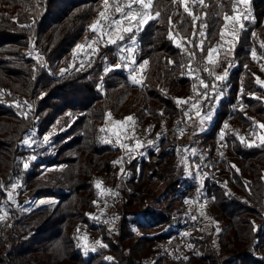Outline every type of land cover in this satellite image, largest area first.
I'll use <instances>...</instances> for the list:
<instances>
[{
  "label": "trees",
  "instance_id": "trees-1",
  "mask_svg": "<svg viewBox=\"0 0 264 264\" xmlns=\"http://www.w3.org/2000/svg\"><path fill=\"white\" fill-rule=\"evenodd\" d=\"M248 7L243 28L226 43L224 16L241 10L238 0H188L192 15L180 0H152L149 14L158 18L81 62L76 46L95 37L91 21L103 0H0V204L10 207L15 223L10 232L0 228V264H264V144L255 138L257 132L264 137L258 127L264 124V87L256 83L264 80V68L251 55L253 49L264 53V0H250ZM133 40L135 62L148 61L143 86L133 84L123 66L105 72ZM210 48L220 54L216 76L225 69L228 76L200 102L201 113L215 108V114L190 144L198 148L196 165L207 161L219 169L221 183L201 192L219 227L175 256L160 243L183 226L180 218L173 222L176 205L196 202L200 189L187 173L185 145L164 152L162 137L130 158L108 140L107 126L132 116L134 123L126 121L131 135L134 125L156 136L173 125L180 135L189 129L196 110L185 116L176 101L196 96L201 79L215 80L206 62ZM243 72V106L220 136ZM157 153L161 160H152ZM6 190L20 205L32 196L60 202L20 216ZM150 198L154 204H147Z\"/></svg>",
  "mask_w": 264,
  "mask_h": 264
},
{
  "label": "rangeland",
  "instance_id": "rangeland-1",
  "mask_svg": "<svg viewBox=\"0 0 264 264\" xmlns=\"http://www.w3.org/2000/svg\"><path fill=\"white\" fill-rule=\"evenodd\" d=\"M249 4H250V0H248L247 5L241 3V10L238 11L236 14L231 16V17H233L235 15H239L240 20L238 22H234V21L229 20L227 22V27H224V31H223L222 36H223V39L226 40L225 41L226 43H230L231 41L236 39L238 30L240 28V23H242V18H244L242 13L245 12V14L248 15V12L246 10L249 8L248 7ZM101 11H105V14L112 17V18H115V19L120 18L119 14L115 12V8L112 9L110 7V4H109L107 9H105V7L103 6ZM98 20L102 25H105V27L101 29V32L107 33L109 31H111V39H115V40H118L119 35H121V34L124 35L125 33H123L122 30L124 27H128V24L121 23V28L119 30H110L107 28L108 22L105 21L103 18H101L99 16V14L94 19H92L91 25L96 23ZM94 35H95V37L92 40H89V41H86L83 43L81 42L79 44V45H83L84 47L81 49H76V54H78L77 56L85 55L86 58H88L89 55L91 53H94L100 46H104V45L109 44L108 43V39H109L108 36L105 35L104 38L102 39L100 33H95ZM92 42H94V43H92ZM135 47H136V40H133L129 43H125L119 51V55H118L119 61L117 64H121L122 66L124 64H128L131 68L135 69V71L132 73H130V71H129L130 77H131V75L134 74L137 77V79L140 80L142 68L139 67V64H137L135 62V57H134ZM259 56L260 55L258 53H256V58H259ZM78 60L81 61L80 59H78ZM213 60L218 61V63L212 64L214 67L213 73L216 76V74H217L216 70H217L219 62H220L219 52L213 53ZM133 61L135 63H133ZM260 64H261V67L264 68V62H261ZM126 69H128V68H126ZM214 114H215V108H213L208 113H205V114L201 113V115H207L210 117L209 119H206L203 123L200 122L199 117L194 119L193 123H191L190 126H193V128L195 130V136L198 132H200L201 130L208 127L207 125L209 123H211V121L214 117ZM117 122H124V124L121 125V124H118ZM117 122L114 124H108V126H107L108 131L110 132V135H109L110 139L108 138V140L111 143H115L118 146L126 145L124 143V140H126V138L136 136L141 131L145 130L148 135L146 134L145 136L141 137L140 144H142L143 147L146 145L156 146L155 142H156V140H158V138H155V136H152L153 133L150 130H147V129H144L141 127H137L134 125L133 127H134L135 132L133 131L134 134L131 135V134L127 133L128 123H126V121H120L119 120ZM137 128L142 129V130H137ZM166 131H168V129ZM261 137H262L261 133L257 132L255 138L259 140ZM149 142H152V143H149ZM180 145H185V153L184 154H185L187 173H189L190 175L191 174L195 175L197 180L199 181L200 189H199V192L197 194V195H199L204 190H207L209 188V185L214 183V182H212V183L204 185V182L207 180L206 175L204 174V171H203L204 166L210 165V162L208 164L207 161H203L201 163L200 167L198 165H196L193 162L192 154H193V150H194L195 154L198 153V148L196 146L192 147L190 142H187L184 144H179V141H173V143H171V142H167V140H164V152L171 153V152L175 151L176 149L178 150V147ZM126 146L127 147H124V148L126 149V152L128 153V156L130 158H133V157L137 156L139 153H141L140 149L142 147H136V145H126ZM132 152H134V155L131 154ZM161 157H162V155L160 153H157L156 155H154L152 157V160L159 161V160H161ZM149 173H150V171H149ZM218 182L221 183L219 176H218ZM14 197L17 198L15 195H14ZM22 198H24V197H21V199ZM25 198H27L26 195H25ZM18 199L20 201V198H18ZM58 202H60V200L55 198V197H35V196L33 197L32 196L29 199L27 198V200L23 204H21V205L19 204V206L16 209L19 211V215L21 216L24 214H28L33 209L39 208V207H46L49 210H52ZM147 204H154L153 198L148 199ZM204 205H205L204 206L205 211H202L203 207L197 208L196 202H194L192 200H189L187 202H180L179 204L176 205L178 207H176L173 222L175 219L180 218V222L183 223V226L179 227L177 229V232L171 238H169L165 241H162L160 243V246H161V249L163 252H169L175 256L184 255L187 250H189L190 248H193V246H194L193 238L194 237L203 236L204 233L209 234L212 230H213V233L217 232L216 230L219 227L218 222H216V220L213 218V216H211L209 214L205 203H204ZM9 209H10V207L6 204L5 201L0 204V217H3L2 219H0V228H3L2 230L4 232H10L15 226L14 220H13L12 216L10 215V213L8 212ZM200 215H203L204 217H202ZM193 217H195V219H193ZM140 219L144 221V217L142 215H140ZM188 219L191 220V223L186 222V220H188ZM192 220H193V222H192ZM185 233H187V235H185ZM91 240H93V237H89V239H88V241L90 242L89 245L92 244Z\"/></svg>",
  "mask_w": 264,
  "mask_h": 264
},
{
  "label": "snow or ice",
  "instance_id": "snow-or-ice-1",
  "mask_svg": "<svg viewBox=\"0 0 264 264\" xmlns=\"http://www.w3.org/2000/svg\"><path fill=\"white\" fill-rule=\"evenodd\" d=\"M180 2L184 5V11L186 13H188L189 15H192L189 12V9H188V0H180ZM238 2L239 3H243L245 5L248 4V0H238ZM113 3L117 5L115 7V12L119 14V17H120L119 19H115V18H112V17L106 15L105 11H100L99 12V16L101 18H103L105 21L108 22L107 23V28L110 29V30H119L121 28V23L123 21L127 20L130 25L134 22V26L124 27L122 31L125 34H132V33L136 32V31H139L140 30V26H142L143 24L147 23V21L159 17V13H156L155 17H153L152 15L149 14V10L152 7V0H129V3H127L124 6H121L119 4V0H113ZM199 3L202 5L204 3V0H199ZM133 5H139L140 6V12L139 13H137L136 11L133 10V8H132ZM103 6L105 7V9H107L108 6H109V0H103ZM125 8H127L128 10L125 11ZM248 11L250 12V8L248 9ZM248 18L249 17H245V19H248ZM197 19H199V17L193 16V21H195ZM224 20L225 21L231 20V21H234V22H238L240 20V17H239V15H235L233 17H228V16L225 15L224 16ZM104 27H105V25H102L99 22V20H98L96 23H94L93 25L90 26V29L94 33H100L102 39L104 38L105 35L108 36V38H109L108 39V43L109 44H116L117 40L111 39V31H109L107 33H102L101 32V29L104 28ZM225 27H227V24L225 25ZM240 27L243 28V24L242 23H240ZM201 35H203V33H201ZM124 38L125 37H124L123 34L118 36V40H120V41L124 40ZM170 38H173V37H170ZM92 43H94V42H92ZM186 43L191 44V41H187ZM202 43H203V41H201V45L197 46L201 51H203ZM178 46H180V45H178ZM83 47H84L83 45H77L76 46L77 49H81ZM260 47H261L262 50H264V43L260 44ZM215 51H216V49H212V48L208 49V53H207V57H206V62L208 64L218 63V61L213 60V53ZM189 55L192 56L194 54L193 53H189ZM251 55H252V58L255 60L256 59L255 49L251 50ZM169 62L172 63L171 61H169ZM133 63H135V62L133 61ZM147 63H148V61H143V63L141 65H139V67L142 68ZM81 66H83V64ZM121 67H122L121 64H116V65H113V66H111L109 68H106L105 72L113 71V70L119 69ZM123 67L124 68H128L130 73L135 71V69L131 68L128 64H124ZM204 70L208 71V68L205 67ZM64 71L65 70H61V73L63 74ZM209 75H214V73L213 72H209ZM227 76H228V71H227V69H225L223 74L215 76V79L223 81V80H225L227 78ZM197 79H199V77H197ZM131 82L133 84H138V85L143 86V81L137 79V77L134 74L131 75ZM256 83L258 85H260L261 87H264V81H261L258 77L256 78ZM200 84L203 85L204 89H208L209 88V85L205 84L202 79L200 80ZM195 87L196 86L193 85V90L194 91H195ZM212 88L214 89L215 85H212ZM208 95H209L208 91H204L202 94L200 92H197L198 99L196 100V102L190 103L192 98H188V99H177L176 103H177L178 106L179 105H187L188 106L187 110L184 113L185 116H188L190 112H192L193 110H196V115L200 118V122L203 123L206 119H209L210 117L207 116V115H201V112L199 110V105H200V102L202 100H207ZM220 95H222V93H217V97H219ZM17 107H19V103L17 104ZM29 107H31V105H29ZM160 114L162 115V113H160ZM26 115L27 114L25 113V116ZM108 115L110 116L111 114L109 113ZM125 119H126V121H132L134 123L132 116L126 117ZM117 123L121 124V125L124 124V122H117ZM253 123L256 124L255 121ZM225 127H227V125H225ZM258 127L264 129V124H259ZM240 139H241L242 142H244V138L243 137H240ZM260 139H261V143L264 144V137H261ZM47 140H48V137L45 136L44 137V141L47 142ZM24 143L28 144L29 141L26 139L24 141ZM149 143H152V142H149ZM248 146H251V145L249 144ZM121 147H127V146L126 145H121ZM136 147H143V145L142 144L136 145ZM193 154H195L194 150H193ZM35 158L36 157L33 156L31 159H35ZM113 163L114 164H119V163H121V161L117 160V161H113ZM24 167L27 168L28 164L25 163ZM237 171H238V169H237ZM100 183L101 182H99V181L97 182V184H96L97 188L100 187ZM13 187H16V185H13ZM109 191H111V190H109ZM9 196L11 197V193H9ZM2 218L3 217H0V219H2ZM193 219H195V217H193ZM185 235H187V233H185ZM96 243L100 244L99 241H97ZM101 246L102 247H107V245H103V244H101ZM85 250L87 251V249H85ZM91 250L95 251L96 248L93 247Z\"/></svg>",
  "mask_w": 264,
  "mask_h": 264
},
{
  "label": "built area",
  "instance_id": "built-area-1",
  "mask_svg": "<svg viewBox=\"0 0 264 264\" xmlns=\"http://www.w3.org/2000/svg\"><path fill=\"white\" fill-rule=\"evenodd\" d=\"M119 4L121 6L126 5L124 0H119ZM132 8L137 13L140 12V6L133 5ZM127 10L128 9L125 8V11H127ZM122 23L130 25L127 20L123 21ZM130 26H134V22ZM259 55L260 56H259V58H257V62L258 63L264 62V53H259ZM78 59L83 61V60L86 59V56L85 55H79ZM243 80H244V72L240 76L239 89H238V91L236 93V96L229 104V112H228L227 116L225 117V119L222 121L220 129L218 130V134L220 136H222L225 133V130H226L225 125H227L229 119H231L233 117L234 112L236 110H239L243 106V99H242V93L244 91ZM207 84L209 85V88L208 89H204L203 88L200 91L201 94L204 91H208L209 93H211V92H215V91L219 90L221 88L222 81L215 79V80H212L211 82H209ZM212 85H215L214 89L212 88ZM191 98L192 99H191L190 103H194L198 99L197 95L194 96V97H191ZM187 107H188L187 105H179L180 113L181 114L185 113V111L187 110ZM137 130H142V129L137 128ZM144 131H141L136 136L126 138V140H124V143L126 145H140L141 137H143V136H145L147 134V132L146 131L144 132ZM152 136H155V138H158V139L164 137V139L167 140V142L173 143V141H179V144H184V143L192 142V141L195 140V130H194L193 126H190L189 129L185 130L181 135H179L178 127L173 125V126H171L168 129V131L161 132L160 135H158V136H156L154 134ZM131 154L134 155V152H132ZM203 171H204V174L206 175V178H207V180L204 182V185L212 183V182H217L218 183V174H219L218 172H219V169L216 166H214V165L204 166V170ZM204 203H205L204 197H202L201 194H199L198 197H197V201H196V207L197 208H202L203 207L202 211H205ZM200 216L204 217L203 215H200ZM186 222L191 223V220L188 219V220H186ZM192 222H193V220H192Z\"/></svg>",
  "mask_w": 264,
  "mask_h": 264
},
{
  "label": "water",
  "instance_id": "water-1",
  "mask_svg": "<svg viewBox=\"0 0 264 264\" xmlns=\"http://www.w3.org/2000/svg\"><path fill=\"white\" fill-rule=\"evenodd\" d=\"M9 193H11V197L9 196ZM7 194V201L14 207L17 208L19 206V199L14 197V193L11 190H6Z\"/></svg>",
  "mask_w": 264,
  "mask_h": 264
}]
</instances>
